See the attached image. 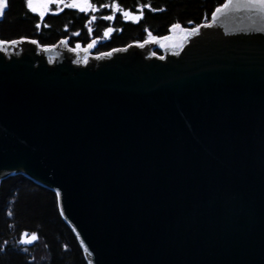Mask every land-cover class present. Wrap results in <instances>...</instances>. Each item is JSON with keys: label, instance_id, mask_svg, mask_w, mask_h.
<instances>
[{"label": "water", "instance_id": "95a60500", "mask_svg": "<svg viewBox=\"0 0 264 264\" xmlns=\"http://www.w3.org/2000/svg\"><path fill=\"white\" fill-rule=\"evenodd\" d=\"M216 9L98 56L0 46V181L54 192L87 264H264V8Z\"/></svg>", "mask_w": 264, "mask_h": 264}, {"label": "trees", "instance_id": "16d2710c", "mask_svg": "<svg viewBox=\"0 0 264 264\" xmlns=\"http://www.w3.org/2000/svg\"><path fill=\"white\" fill-rule=\"evenodd\" d=\"M57 1L64 4L68 0ZM85 1V11L58 8L59 4L52 3L41 13V19V14L27 7V0H8L0 21V40L31 39L41 47L65 40L73 49L85 48L95 41V53L109 52L166 37L175 24L183 30L207 24L213 11L226 0ZM105 16L113 19H104ZM109 29L111 32L105 36ZM154 53L161 55L158 49ZM25 233L27 238L33 234L38 238L25 245L20 243ZM0 264H87L59 214L56 194L22 175L0 181Z\"/></svg>", "mask_w": 264, "mask_h": 264}, {"label": "snow or ice", "instance_id": "6c2138e0", "mask_svg": "<svg viewBox=\"0 0 264 264\" xmlns=\"http://www.w3.org/2000/svg\"><path fill=\"white\" fill-rule=\"evenodd\" d=\"M250 2L256 4V5H259L261 8H264V0H250ZM8 0H0V19L3 18L4 16V13H5V10L8 8ZM77 5L75 4H66L65 7H76ZM27 7L29 9H31L33 12L36 11L35 8H33L32 6V0H27ZM89 7H91V5H89ZM224 7H227V5H225ZM93 11H95V9L93 8L92 9ZM80 11H85L84 8H80ZM217 12H220L221 9H216ZM125 17H129V13L128 12H124L123 13ZM41 19H43V14H41ZM95 19V18H93ZM104 19H107V20H111L113 19L112 16H105ZM46 26V25H45ZM40 27V24H37V28ZM173 27L175 28H180V24H175L173 25ZM91 31V29H90ZM111 32V29L108 30V32L105 33V36H107L109 33ZM197 32V29L196 28H193L190 30V34L192 33H196ZM23 42V38H21V40H13V41H10V42H7V41H3V40H0V46H3V45H6V44H11L12 46H15L17 45L18 43H22ZM31 43H37L35 40L31 41ZM63 43V42H62ZM95 44V41L93 42V44H89L88 47L91 48L93 47ZM77 47H79V45H77ZM0 50H2V48H0ZM45 51H48L50 49H44ZM86 50V49H85ZM116 51H119V50H116ZM107 55H111V53H108ZM161 59H163V57H160ZM38 237L35 236V234H33V236L31 238H27V234L25 233V238L21 239L20 243H32L35 239H37Z\"/></svg>", "mask_w": 264, "mask_h": 264}, {"label": "rangeland", "instance_id": "374dc122", "mask_svg": "<svg viewBox=\"0 0 264 264\" xmlns=\"http://www.w3.org/2000/svg\"><path fill=\"white\" fill-rule=\"evenodd\" d=\"M52 3H55L56 5L59 4L58 8L60 6H65L66 4H75V5H77L76 7H72V8L77 9V10H80V8H84L85 10H87V8H88L87 3H86L85 0H68L64 4H61L57 0H32V6H33V8L36 9L35 12L39 13V14L43 13L44 11H46V9H48L49 5L52 4ZM62 3H63V1H62ZM153 53H154V51H153Z\"/></svg>", "mask_w": 264, "mask_h": 264}, {"label": "built area", "instance_id": "2783aa9c", "mask_svg": "<svg viewBox=\"0 0 264 264\" xmlns=\"http://www.w3.org/2000/svg\"><path fill=\"white\" fill-rule=\"evenodd\" d=\"M73 49V48H72ZM102 53H107V52H100V53H95L94 51L91 52L90 56H98ZM157 57H161V55H156Z\"/></svg>", "mask_w": 264, "mask_h": 264}]
</instances>
